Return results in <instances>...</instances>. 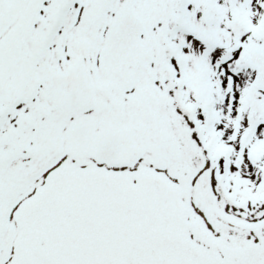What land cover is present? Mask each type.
<instances>
[{
	"label": "snow or ice",
	"instance_id": "snow-or-ice-1",
	"mask_svg": "<svg viewBox=\"0 0 264 264\" xmlns=\"http://www.w3.org/2000/svg\"><path fill=\"white\" fill-rule=\"evenodd\" d=\"M0 264H264V0H0Z\"/></svg>",
	"mask_w": 264,
	"mask_h": 264
}]
</instances>
